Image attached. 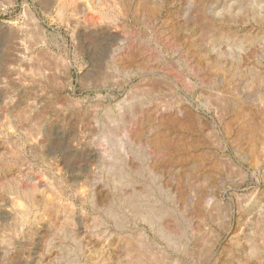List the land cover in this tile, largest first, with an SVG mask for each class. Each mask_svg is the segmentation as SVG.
I'll return each instance as SVG.
<instances>
[{"label":"rangeland","instance_id":"obj_1","mask_svg":"<svg viewBox=\"0 0 264 264\" xmlns=\"http://www.w3.org/2000/svg\"><path fill=\"white\" fill-rule=\"evenodd\" d=\"M0 264H264V0H0Z\"/></svg>","mask_w":264,"mask_h":264}]
</instances>
